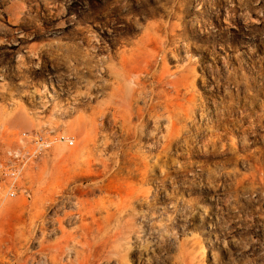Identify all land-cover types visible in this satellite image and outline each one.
<instances>
[{
  "label": "rangeland",
  "instance_id": "1",
  "mask_svg": "<svg viewBox=\"0 0 264 264\" xmlns=\"http://www.w3.org/2000/svg\"><path fill=\"white\" fill-rule=\"evenodd\" d=\"M123 55L147 87L138 104H156L161 118L135 119L144 132L133 141L139 165L121 161L110 181L111 215L102 203L96 222L127 252L125 264H264V0H0L3 185L21 164L10 150L27 160L29 134L55 140L23 168L19 186L31 197L0 189V236L24 225L40 180L49 184L81 147L73 124L89 114L90 94L107 101ZM78 207L76 199L49 207L54 220L38 222L21 256L2 245L0 264H39L50 258L39 252L43 240L53 246L95 226ZM78 248L72 240L63 263L80 264ZM120 257L114 251L90 264Z\"/></svg>",
  "mask_w": 264,
  "mask_h": 264
},
{
  "label": "bare ground",
  "instance_id": "2",
  "mask_svg": "<svg viewBox=\"0 0 264 264\" xmlns=\"http://www.w3.org/2000/svg\"><path fill=\"white\" fill-rule=\"evenodd\" d=\"M56 60L59 61L58 58ZM134 62L133 58L128 60L123 55L121 68L112 71L114 84L111 86L110 92L106 93L108 94L107 101L97 100L98 94H90L89 102L85 104L90 110L89 114L87 116L85 114L80 115L73 124L76 129H79V145L81 147L66 156V168L63 169L56 165L49 184H46L44 179L40 180L41 183L35 190L36 200L28 208V219L25 220L21 228L11 234L9 239L0 236V252L2 251V245H4L7 248V254L21 256L22 246L27 245L34 239V230L38 222L45 225L50 219H53V217L48 216L47 209L55 206L58 210L62 203L66 204L76 199L79 211L82 214L92 216L94 225H96L81 228L68 236L64 235L63 239L53 246L43 240L39 252L43 254L50 253L51 261L50 258L41 260L39 264H65L63 263L65 250L69 248L71 241L76 239L82 247L76 250L80 264H90L93 258L100 261L109 260L114 251L120 253L121 264L126 263L127 252L123 254L120 250H117L119 246L114 244L110 230L108 231L105 225L97 223L95 215L102 203L106 206L107 202L109 203L108 200L112 199L113 193L110 190V181L120 173L119 171L123 167L121 165H124V163L129 166L139 165L140 156L134 152L133 141L144 138V132L140 131V126L135 119L138 118L144 121L148 116L154 117L156 120L161 118L156 104L151 105L149 108L138 104L140 97L148 92L143 80L137 74V64H134ZM101 71L107 73L109 69L104 66ZM152 92L153 95L159 94L157 91ZM174 133V129L171 128L166 136L168 141L172 142ZM121 161L124 163L122 164ZM98 192L102 194L101 198H98L100 202L90 198ZM61 197L63 199H60ZM25 206L24 204L23 208ZM106 207L110 216L111 204ZM65 214L70 215L67 212ZM31 258L35 259L34 256ZM20 260V264H27L30 257L24 260L23 257H20Z\"/></svg>",
  "mask_w": 264,
  "mask_h": 264
},
{
  "label": "built area",
  "instance_id": "3",
  "mask_svg": "<svg viewBox=\"0 0 264 264\" xmlns=\"http://www.w3.org/2000/svg\"><path fill=\"white\" fill-rule=\"evenodd\" d=\"M24 135L28 136L26 132L24 133ZM29 137H31L34 146L31 151L25 154L27 156V160H25V156L21 150H10L8 154L16 161H21V164L13 167V170L11 171V182H9L7 185H3L2 181L0 180V189L6 191L7 195L12 198L17 197L18 193L21 190H24L25 194L29 196V192H27L25 189L20 188L19 186V178L22 174L23 168L25 167L29 159L38 156L44 150L47 151L48 149H51L55 143V140L52 138V136L46 134V132L36 131L32 134H29ZM60 139L61 141L69 143V145H74L75 143L73 139H68L64 135H62Z\"/></svg>",
  "mask_w": 264,
  "mask_h": 264
}]
</instances>
